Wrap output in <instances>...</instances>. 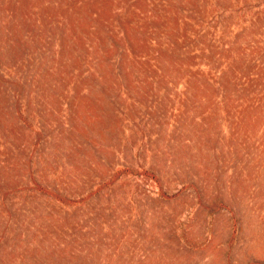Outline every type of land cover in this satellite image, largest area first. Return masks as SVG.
I'll use <instances>...</instances> for the list:
<instances>
[{"label": "rangeland", "instance_id": "rangeland-1", "mask_svg": "<svg viewBox=\"0 0 264 264\" xmlns=\"http://www.w3.org/2000/svg\"><path fill=\"white\" fill-rule=\"evenodd\" d=\"M0 264H264V0H0Z\"/></svg>", "mask_w": 264, "mask_h": 264}]
</instances>
